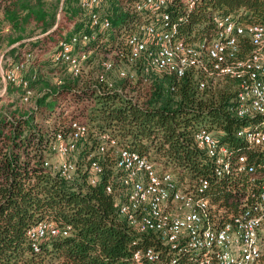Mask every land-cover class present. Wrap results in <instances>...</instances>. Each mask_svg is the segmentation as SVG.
I'll return each mask as SVG.
<instances>
[{
    "label": "trees",
    "instance_id": "trees-1",
    "mask_svg": "<svg viewBox=\"0 0 264 264\" xmlns=\"http://www.w3.org/2000/svg\"><path fill=\"white\" fill-rule=\"evenodd\" d=\"M140 1L103 0L99 12L110 28L96 33L86 46L92 54L85 66L91 69L73 77L52 58L59 40L77 32L94 34L79 0H63L65 28L57 24V0H0L1 64L5 68L30 56L25 77L32 91L24 103L25 91L8 84L10 94L0 98V264H132L133 251L156 246L154 239L130 230L114 211L112 196L105 193L116 176L112 160L103 162L100 183L88 185L83 167L99 135L117 139L179 180L207 181L212 201L225 210L235 208L244 194L248 177L216 180L193 139L205 128L230 151L245 153L250 161L258 158L235 136L251 122L232 111V81H212L200 91L199 78L191 73L177 79L143 77L138 71L134 80L119 79L117 70L126 68L124 37L148 17L133 10ZM186 1L171 0L166 12L168 28L175 27V37L191 46L215 38L217 17L232 16L242 25L264 23V0H190L191 8ZM249 52L245 41L242 54ZM108 55L114 64L111 90L94 80ZM72 120L83 122L88 133L79 145L76 176L67 182L44 163L55 159L53 139L68 134ZM42 222H52L59 233L37 243L35 252L27 232Z\"/></svg>",
    "mask_w": 264,
    "mask_h": 264
},
{
    "label": "built area",
    "instance_id": "built-area-1",
    "mask_svg": "<svg viewBox=\"0 0 264 264\" xmlns=\"http://www.w3.org/2000/svg\"><path fill=\"white\" fill-rule=\"evenodd\" d=\"M170 1L141 0L134 5L135 12L148 17L124 37L126 68L118 69L117 75L119 79L134 80L139 71L143 77L167 75L180 79L191 73L199 78L200 91L212 81H232V111L237 118L251 122L235 136L258 158L250 161L247 154L230 151L205 128L197 130L193 139L216 180L248 177L244 194H239L235 208L225 210L212 201L207 181L179 180L171 170L140 156L108 134L97 137L95 151L87 157L83 167L86 181L97 186L105 174L103 162L113 161L116 176L113 184L109 182L105 187V193L112 196L114 211L130 230L156 242L155 247L133 251L132 264H259L264 256V23L242 25L232 16L217 17L215 38L209 44L191 46L175 37V27L168 28L166 10ZM102 2L79 0V8L94 34L77 32L68 40H59L56 46L53 62L65 66L73 77L91 69L85 66L92 54L86 46L96 33L110 28L109 19L99 12ZM186 3L191 8L192 2ZM245 41L250 52L243 55ZM111 57L101 61L94 77L108 90L113 88L109 81L114 70ZM29 59L26 56L2 69L0 58L1 81L21 87L24 103L32 96L25 77ZM87 133L83 122L70 121L68 134L55 135L51 145L55 159L45 162L44 167L71 182L78 169L79 145ZM58 233L52 222H42L30 228L27 236L37 252V243Z\"/></svg>",
    "mask_w": 264,
    "mask_h": 264
},
{
    "label": "rangeland",
    "instance_id": "rangeland-1",
    "mask_svg": "<svg viewBox=\"0 0 264 264\" xmlns=\"http://www.w3.org/2000/svg\"><path fill=\"white\" fill-rule=\"evenodd\" d=\"M51 1V0H50ZM57 3H58V12H57V24H61L63 25V28H65V23H64V18H63V13H62V4H63V0H57ZM68 29V28H67ZM1 68L3 69V65L1 64ZM0 75H1V72H0ZM9 93V90L7 89V85H5L2 81H1V78H0V98L1 99H5V96ZM10 94V93H9ZM3 104V102H0V107L1 105Z\"/></svg>",
    "mask_w": 264,
    "mask_h": 264
}]
</instances>
